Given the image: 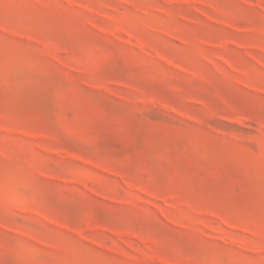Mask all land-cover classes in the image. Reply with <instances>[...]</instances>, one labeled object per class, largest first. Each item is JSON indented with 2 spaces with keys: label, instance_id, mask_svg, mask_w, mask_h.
<instances>
[{
  "label": "rangeland",
  "instance_id": "374dc122",
  "mask_svg": "<svg viewBox=\"0 0 264 264\" xmlns=\"http://www.w3.org/2000/svg\"><path fill=\"white\" fill-rule=\"evenodd\" d=\"M0 264H264V0H0Z\"/></svg>",
  "mask_w": 264,
  "mask_h": 264
}]
</instances>
